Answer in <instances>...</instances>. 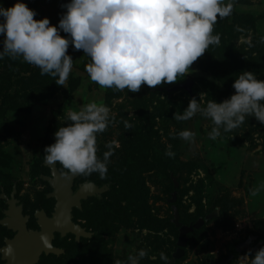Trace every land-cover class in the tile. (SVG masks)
Here are the masks:
<instances>
[{
  "label": "rangeland",
  "instance_id": "rangeland-1",
  "mask_svg": "<svg viewBox=\"0 0 264 264\" xmlns=\"http://www.w3.org/2000/svg\"><path fill=\"white\" fill-rule=\"evenodd\" d=\"M15 2L0 0L5 7ZM24 2L36 11V19L48 17L52 24L58 25L66 11L62 5L69 0ZM232 3L231 15L218 19L214 26L220 44L210 46L203 58L191 65V72L172 84L155 88L145 84L135 93L104 89L91 81L85 71L90 58L70 45L68 53L74 61L66 87L57 85L53 78L47 84L33 83L38 90L29 95L40 99L27 106L23 86L17 82L20 79L13 83L16 97H10L7 90L14 76L11 74L14 60L10 57L0 60V191L4 181L16 182L22 187V197L29 198L27 204L34 210L46 206L50 194H55L51 185L55 170L61 175L65 171L59 163L47 164L43 157L45 147L55 142L58 127L66 125L68 110H79L96 101L108 105L115 116V123L97 140V155L101 158L108 142L115 140L119 144L108 164L107 178L93 173L78 175L74 180L76 188L92 187L75 212L76 221L88 233L66 247V253L52 264H115L141 249L147 250L148 255L140 264H165L161 252L170 261L178 250L181 231L173 226L177 215L190 223L215 214L193 236L186 254L174 264H211L223 259H228V264H246L243 256L249 252L236 255L235 246L247 238L258 239L260 243L253 245L256 250L252 254L264 245V226L258 225L264 223V192L252 197L249 191L264 181V125L255 117H246L239 128L222 131L213 141L208 136L212 122L199 113L187 121L174 119V114L182 113L192 98L205 105L212 99L222 102L235 92L233 85L223 79L227 74L213 69L214 64H220V68L226 64L236 71L235 76L229 75L231 84L245 70L264 79V0H232ZM226 24L234 27L230 35L224 32ZM61 35L67 34L62 31ZM2 41L0 36V49ZM2 80L7 84L1 83ZM190 80L193 84L188 90L183 85ZM211 86L216 90L209 93ZM125 121L132 124L131 129L125 128ZM184 129L196 133L191 143L174 135ZM168 145L172 146L175 159L165 155ZM138 147L142 150L135 153ZM136 154H140V160L133 162ZM176 159L198 167L192 173L170 172V162ZM134 165L150 198L151 207L144 223L139 217L127 220L122 210L127 202L120 201ZM168 175L179 189L170 195L162 183H168L164 178ZM45 184L48 188H44ZM175 195L180 198L179 203L171 202Z\"/></svg>",
  "mask_w": 264,
  "mask_h": 264
},
{
  "label": "clouds",
  "instance_id": "clouds-1",
  "mask_svg": "<svg viewBox=\"0 0 264 264\" xmlns=\"http://www.w3.org/2000/svg\"><path fill=\"white\" fill-rule=\"evenodd\" d=\"M62 7L66 11L54 25L48 17L36 19V11L24 0L9 7L0 3V60L22 59L66 87L73 69L74 60L68 53L72 45L90 58L85 71L91 81L104 89L133 93L142 85L155 88L189 74L191 65L210 46L220 44L214 26L233 11L232 0H69ZM62 31L67 35L62 36ZM233 88L235 92L222 102L212 99L202 105L192 98L174 119L187 121L199 113L212 122L208 136L213 141L222 131L239 128L246 117H255L264 125V79L245 70L235 78ZM65 120L66 125L54 133L55 142L45 147L44 161L59 163L66 177L97 173L107 178L108 164L119 144L108 142L101 158L97 140L115 123L110 107L91 101L79 110H68ZM124 124L126 129L132 128L128 121ZM174 135L187 143L196 137L190 129ZM165 155L175 157L171 145ZM249 191L252 197L260 195L264 181ZM8 252H12L10 245ZM147 255L141 249L115 264H140ZM160 256L168 264L169 257L163 252ZM243 258L246 264H264V246L254 256L249 251Z\"/></svg>",
  "mask_w": 264,
  "mask_h": 264
},
{
  "label": "water",
  "instance_id": "water-1",
  "mask_svg": "<svg viewBox=\"0 0 264 264\" xmlns=\"http://www.w3.org/2000/svg\"><path fill=\"white\" fill-rule=\"evenodd\" d=\"M192 84V80H190L183 86L186 89L191 90ZM54 175L56 178L52 179V184L56 187L55 196L58 198V213L54 219L47 218L44 213L41 214V217L43 219V226H48L47 229H44L42 232L30 233L25 225L19 227L20 235L16 237V240H12L9 243L16 249L12 254L14 257L11 264H33L38 260L40 252L43 249H46L48 252H58L57 249L51 244L54 231L60 230L66 232L68 230H72L78 236L87 235L82 227L73 223L71 217L73 207L81 206V200L86 198L89 189H91L92 187L90 185L89 187L83 186L74 193L72 186L75 178L78 175L63 177V175H61L57 170H55ZM176 200L177 196L175 195L171 202H176ZM15 214L16 220L22 217L18 213ZM214 216L215 214H210L206 216V218H201L194 225H183L180 222V215L176 216L175 223L178 227H180L181 233L178 239V250L173 254V259L170 260L168 264H174L177 259L182 258L186 254V247L188 246L189 242L188 235L191 232L202 228L205 223L214 218ZM251 241L252 238L241 241L236 247L237 251H255L256 248L250 245ZM211 264H228V259H223L219 263L213 262Z\"/></svg>",
  "mask_w": 264,
  "mask_h": 264
},
{
  "label": "flooded vegetation",
  "instance_id": "flooded-vegetation-1",
  "mask_svg": "<svg viewBox=\"0 0 264 264\" xmlns=\"http://www.w3.org/2000/svg\"><path fill=\"white\" fill-rule=\"evenodd\" d=\"M15 183L4 181L0 191V264H11L13 262L14 256L12 254L16 249L9 243L12 240H16V237L20 235L19 227L25 225L30 233L42 232L44 229H47L48 226H43V219L41 217V214L44 212L47 218L54 219L58 213V198L55 196L56 187L52 184V182L51 185H53L55 188L53 191L55 192V194H50V202L46 206H44L43 208L38 207L35 210L27 204L29 198H26L25 200V198L22 197V187L19 184ZM11 186L13 187L11 188ZM44 188H48V185L45 184ZM72 189L74 193L79 190V188H76L75 182L73 183ZM53 197L54 201L52 199ZM82 201L83 199L81 200V204ZM78 208L79 206L73 207L71 220L73 221V223L82 227V229L85 231L84 227L75 219V212ZM31 209H33L34 211L32 212ZM15 213L20 214L22 216V219L18 218L16 220ZM85 232L88 233L87 231ZM78 237L83 238L85 237V235L78 236L72 230H68L66 232L60 230L54 231L51 244L57 249L58 252H48L46 249H43L40 252L38 260L33 264L54 263V260H58L59 257H62L63 254L66 253V247H71L74 241L78 239ZM248 239L249 238H247L246 240ZM252 242L253 239L250 244L253 247ZM9 245L12 248L11 253L8 252Z\"/></svg>",
  "mask_w": 264,
  "mask_h": 264
},
{
  "label": "trees",
  "instance_id": "trees-1",
  "mask_svg": "<svg viewBox=\"0 0 264 264\" xmlns=\"http://www.w3.org/2000/svg\"><path fill=\"white\" fill-rule=\"evenodd\" d=\"M242 20H246V19L242 18ZM235 23H236V21H235ZM233 29H234V27H231V26L226 24V28H225L224 32H225V34L230 35L234 32V31H232ZM200 58H203V57L201 56ZM221 63H223V62H221ZM17 64L18 65L21 64V67L17 66ZM211 66H213V64H211ZM204 68H206V70L209 69V67H206V66H204ZM213 69H220V71L222 70L224 73H226L227 76L221 71V73L224 74L223 79L227 83H229V85H233L230 83L231 79H229V75L235 76L236 71L229 69V67L226 64L223 66V68H220V64H214ZM11 72H12L11 74H13L14 76L11 78V80H9V83L7 84L6 82H4V80H2L1 83L3 82L4 84L5 83L7 84V88H8L7 90H9L11 92V93L9 92V96L14 98L16 96L13 94V92L16 90V88L14 87L13 83L16 81V79H20L17 82L21 83L23 86L22 89L24 91V99L26 101L27 106H31L34 102H36V100L39 101V99H40V96L38 98H36L35 95H33V96L29 95V93L38 90L34 84H36V82H38V81H41L42 85L47 84L48 80H50L52 78L50 75H41L40 69L35 67V66L29 65L28 63H25V65H24L23 62L21 61V59L14 60L13 68H12ZM232 81L234 82V80H232ZM27 84H28L29 88L27 87ZM194 85H195V83H194ZM197 88L199 91L200 86H197ZM214 90H216L215 87L211 86V88L208 91H209V93H212V91H214ZM231 91H232V89H231ZM140 150H142L141 147H138V151L135 153H138ZM139 155L140 154H138V155L136 154V157L132 158V161L133 162L139 161L140 160ZM177 167H179V168H177ZM197 167L198 166L187 164V163L183 162L182 160L180 161L177 159L172 160L170 162V165H169V168H171L170 172L172 171L175 173H178V172L180 173V172H185V171L192 173V171L195 170ZM133 170H134L133 175L128 177L130 183L124 188L125 192L123 191V193L121 194L122 200H120V201H121V203L123 201L127 202L126 207L122 206V210H124V214L127 217V220L132 221L134 219V217H139L142 220V223H144L145 217L147 218L148 211L151 207L149 204L150 198H149L148 190L145 189L144 187H142V184H143L142 176L139 174L136 165H134ZM164 178H165V181L168 180V183L162 182L164 184L163 187H165L166 192L169 195L172 194L174 191H179V189L175 187L174 181L172 179H170V175H168ZM177 201H178V203L181 201L179 197H178ZM104 207L105 206H103L102 209H104ZM197 221L198 220L188 223V222L184 221L180 215V222L183 225L184 224L185 225H194ZM210 222H211L210 220L207 221L205 223V225L209 224ZM258 225L261 228L264 226V223L261 222ZM173 226L176 229L179 228L175 222L173 223ZM202 228L197 229L188 235V238H189L188 245L192 242L193 236L197 235V233H199V231ZM260 237L261 236H259V238ZM261 240L263 241V238ZM259 243L260 242H258V239H256V240H253L252 245H258ZM262 246H264V245H261V247ZM236 247H237V245L235 246V254L238 255L239 252L236 251ZM186 251H187V248H186ZM252 254L255 255V253H252Z\"/></svg>",
  "mask_w": 264,
  "mask_h": 264
}]
</instances>
